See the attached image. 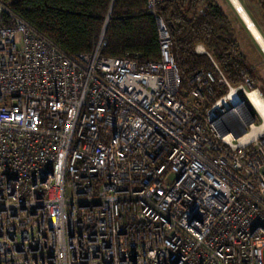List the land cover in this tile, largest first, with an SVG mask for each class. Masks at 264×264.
<instances>
[{
  "label": "built area",
  "instance_id": "2783aa9c",
  "mask_svg": "<svg viewBox=\"0 0 264 264\" xmlns=\"http://www.w3.org/2000/svg\"><path fill=\"white\" fill-rule=\"evenodd\" d=\"M161 1L148 62L105 33L71 55L0 1V264H264L260 88L213 60L226 94L206 71L182 89Z\"/></svg>",
  "mask_w": 264,
  "mask_h": 264
},
{
  "label": "trees",
  "instance_id": "16d2710c",
  "mask_svg": "<svg viewBox=\"0 0 264 264\" xmlns=\"http://www.w3.org/2000/svg\"><path fill=\"white\" fill-rule=\"evenodd\" d=\"M0 1L71 55L94 49L110 14L105 31L108 40L105 55L123 57L128 54L141 62L159 58L158 22L147 9V0ZM254 1L264 9V0ZM157 11L172 34L182 89H189V82L197 71H213L219 78L220 72L213 59L233 85L244 82L242 71L254 75L222 6L212 0H162ZM199 43L207 48L213 59L206 53L196 52ZM217 78L214 81L216 94L209 105L228 91L227 85ZM260 83L264 96V75ZM242 97L247 99L245 94ZM251 108L256 114L253 106Z\"/></svg>",
  "mask_w": 264,
  "mask_h": 264
},
{
  "label": "rangeland",
  "instance_id": "374dc122",
  "mask_svg": "<svg viewBox=\"0 0 264 264\" xmlns=\"http://www.w3.org/2000/svg\"><path fill=\"white\" fill-rule=\"evenodd\" d=\"M212 2H214V4L218 6H222L226 14L228 15L232 27V32L234 33V36L236 37L238 44L242 48L244 55L248 59L249 68L252 70L254 74V75L249 74L248 76L252 77L255 80L256 84H258L260 90H262L260 85L261 84L260 79L264 75L263 49L261 48L260 44L256 41V39L253 37V35L250 33L246 24L242 20L239 12L235 9V7L233 6L230 0H212ZM241 2L243 3L244 6H246L245 8L248 10L249 14L251 15V17L257 24L258 28L261 30V32L264 35V9L262 8L261 4L255 2L254 0H241ZM200 44L202 43L196 45L197 53H199L197 51V46ZM208 72H211L215 79L217 78L216 74H214L213 71H208ZM213 88L215 89L214 82H213Z\"/></svg>",
  "mask_w": 264,
  "mask_h": 264
},
{
  "label": "bare ground",
  "instance_id": "6f19581e",
  "mask_svg": "<svg viewBox=\"0 0 264 264\" xmlns=\"http://www.w3.org/2000/svg\"><path fill=\"white\" fill-rule=\"evenodd\" d=\"M230 1L235 7V9L239 12L242 20L246 24L250 33L253 35V37L260 44L261 48L264 51V35L261 32V30L258 28L257 24L255 23L251 15L249 14L248 10L245 8L246 6L243 5L241 0H230ZM247 96L252 106L258 112L262 120H264V96L263 94H261V91L257 88H253L252 90H247ZM231 97L233 98V100H235V103L238 101V96L235 90L231 93ZM236 107L239 110H243V111L247 110V107L240 105V103H236ZM247 113L248 115H251L248 110ZM263 129H264V122L261 126H257L251 132L247 133L246 136L255 137L259 135Z\"/></svg>",
  "mask_w": 264,
  "mask_h": 264
},
{
  "label": "water",
  "instance_id": "95a60500",
  "mask_svg": "<svg viewBox=\"0 0 264 264\" xmlns=\"http://www.w3.org/2000/svg\"><path fill=\"white\" fill-rule=\"evenodd\" d=\"M110 14H109V16H108V21H109V19H110ZM108 21H107V24H108ZM107 24H106V26H105V30H104V33H105V31H106V29H107ZM243 103H245V101L243 100ZM246 132V129H243L239 134H237V136L238 135H240V134H242V133H245Z\"/></svg>",
  "mask_w": 264,
  "mask_h": 264
}]
</instances>
